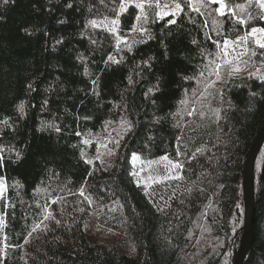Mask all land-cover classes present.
<instances>
[{
  "label": "trees",
  "instance_id": "obj_1",
  "mask_svg": "<svg viewBox=\"0 0 264 264\" xmlns=\"http://www.w3.org/2000/svg\"><path fill=\"white\" fill-rule=\"evenodd\" d=\"M140 2L147 19L137 22ZM120 3L0 0V121L8 119L0 123V264L234 263L245 222L244 170L264 126V82L248 76L264 73V49L251 36L239 38L264 28L262 10L255 0H224V15L212 0H131L120 13ZM177 3L178 14L157 16ZM134 23L146 31L131 32ZM225 40L238 45L232 63L241 71H225L208 86ZM109 55L120 62L105 63ZM41 121L61 131L41 129ZM110 134L111 161L85 163L81 150L86 159L96 153L89 138ZM135 154L182 167L145 185ZM253 174L254 237L244 264H264V144ZM48 212L55 219L45 220ZM97 218L102 238L91 233Z\"/></svg>",
  "mask_w": 264,
  "mask_h": 264
},
{
  "label": "snow or ice",
  "instance_id": "obj_2",
  "mask_svg": "<svg viewBox=\"0 0 264 264\" xmlns=\"http://www.w3.org/2000/svg\"><path fill=\"white\" fill-rule=\"evenodd\" d=\"M13 2H14V0H13ZM130 2H131V0H121V3H120V5H119V12H120V13L125 12V11L127 10V8H126V4H127V3H130ZM212 2H213V3H218V4L220 5V7L216 9V11H217L220 15H224V14H225L224 9L227 7V5L224 3V0H212ZM247 2H248V4H252V3H253V0H247ZM2 3H3V4H8V3H9V0H2ZM255 3H256V4L259 6V8L262 10V14H261L260 18H261V19H264V0H255ZM70 6H71V5H69V7H70ZM135 7L141 10V14H140V15H137V16L135 17L136 21L139 22V21H141L142 19H143V20H146L147 17L143 15L144 4H143L142 2H140V3H136V4H135ZM165 7H167V6H165ZM235 7L243 9V8H244V5H242V4H238V5H236ZM175 8H176L177 11L182 10V9H181V5H180L179 3H177V4L175 5ZM197 11H199V9H197ZM229 11H232V10L229 9ZM165 14H168V13H163V14H161V13H157V16H159L160 18H163V15H165ZM172 14L174 15V13H172ZM118 15H119V14H118ZM233 15H235L234 12H233ZM89 23H90L92 26H94V27L97 26L95 20L89 21ZM119 23H120V21H119L118 18H117V19H113V20L111 21V24L113 25V27H111V28L109 29V31H110L111 33H113V34H116V33H117V27H116V26H118ZM170 23H175V20L170 21ZM238 23H240V24H244V23H246V21L243 20V19H240V20H238ZM25 31H27V30H25ZM130 31H131V32H141V33H142V32H144V31H146V30L143 28L142 24L138 27V25H137L136 23H134V24L132 25ZM258 33L260 34L259 36H257ZM248 36H255V37H256V39H255V43H256V45H257L259 48L264 49V28H255V27H253L249 33H247V34H246L245 36H243V37H240L239 39H240L241 41H245V42H246ZM116 38H117V44H119V43L123 40V38L120 37V36H118V35H117ZM56 43H57V44H60V43H62V40H57ZM93 43H95V41H93ZM124 43H125V47H128L129 50H130V45H128L126 41H124ZM192 43H193V44H196L197 42H196L195 40H193ZM233 43H235V42H234V41L230 42V41H227V40L224 41V48L221 49V51L223 52V54H224L225 57H227V55H228L226 49H227L231 44H233ZM252 55H256V53L253 52ZM262 55H264V53H262ZM78 59H84V57L81 55V56H78ZM109 62H111V63H119L120 61L117 60L115 56L109 55L108 58H107V60L105 61V63H109ZM143 63H144L146 66H149V67H150V64H149L148 61H144ZM213 63H215V62H213ZM242 63L247 64L248 62H247V61H242ZM262 63H264V61H262ZM225 71H227V74H228L229 76H234L236 73H238L239 71H241V69L239 68V66L234 65V64L232 63V61H230V60H228V59H226V58L224 59L223 63H215V67H214V69H213V75L216 77V79L213 80V81H211V82L209 83L208 86H214L215 83H216L217 81L222 80V79H223V75H222V73L225 72ZM85 72H87V69H85ZM201 75H203V73H201ZM248 76H249V77H255V78H258L260 81L264 82V73H262L261 70H260L259 68L256 69V72H249V73H248ZM184 79H190V78H189V77H184ZM128 82H129V84H131V83L133 82L131 77L128 78ZM96 83H97L96 80H93V81H92V84H93V85H96ZM28 88H29V90H31V91H35V89L32 87L31 84L28 85ZM158 90H159V83H157V85H154L153 87H150V88L148 89L147 93H145V95L147 96L148 94H154V92H155V91H158ZM96 94L98 95V93H96ZM249 95H250V97H257V96H259V93L251 92V91H250V92H249ZM261 98L264 99V97H261ZM47 103H48L47 100H44V101H43V105H47ZM153 103H154V102H153ZM17 109H18L19 113L21 114V116L25 115V102H24V101H21V102L17 105ZM249 110H251V107H250ZM189 115H191V113H189ZM0 123H3V124H5V125H7V124H8V119L5 118L3 121H0ZM129 127H130V125H129ZM45 128H52V129H53L54 131H56V132H60V131H61V129H60V127H59L58 125L53 124V123H48V122H45V121H41V129H45ZM76 135L79 136V135H81V133L77 132ZM82 143H84V144H88L89 141H88V140H83ZM3 151H4V148H3L2 146H0V166H2V164H3V159H4V157H3V155H2ZM80 155H81V158L84 159V162H85V163H87V164H91V163H92L91 160H88V159L85 158V154H84L83 150H81ZM16 157H17V160H19V159L21 158V154L17 152V153H16ZM133 159H134V160H135V159H138V157L135 156V155H133ZM162 159L167 160L168 158H167V157H163ZM173 167H175V168H180V167H182V166H181L179 163H175V164H173ZM4 187H5V181H4V178H3V177H0V193L3 192ZM79 195H80V196H84L85 199L88 200L89 203H91V200H90L87 196H85V192H84V189H83V188L79 189ZM53 203H56V201H53ZM44 219H45V220H48V219H55V217L52 216L51 212H48V213L45 215ZM55 223H56L57 225H59V224L61 223V221H60V220H55ZM3 224H4V219H3L2 216H0V226H2ZM41 224H43V221H41ZM39 227H40V225H36V226H34L33 229H32V231L29 232L28 235L31 236V235H32V232H35L36 229L39 228ZM46 227H47V225H45V228H46Z\"/></svg>",
  "mask_w": 264,
  "mask_h": 264
},
{
  "label": "rangeland",
  "instance_id": "obj_3",
  "mask_svg": "<svg viewBox=\"0 0 264 264\" xmlns=\"http://www.w3.org/2000/svg\"><path fill=\"white\" fill-rule=\"evenodd\" d=\"M160 13L161 14L168 13L163 16H171L173 15L172 13H174V15L178 14V11L177 10L172 11L161 8ZM259 35L260 34L258 33L257 36ZM251 37H253L254 40L256 39L255 36H251ZM237 46L238 45L236 43L230 45L226 50L228 55L227 57L223 56L224 59L226 58L230 61H233L235 55L239 52L236 48ZM89 139L91 140V143H93L94 146L96 147V153L91 157H87V159L91 161L98 160L103 163L104 162L107 163L111 161L112 153L110 152V148H109V142L111 141V134L107 138H103V139L94 138V137ZM135 156H137L138 159L135 160L132 159V162L134 165L136 177L139 182H143L145 185H149L153 181L158 180L164 177L165 175H167L173 168V164H175L168 157H167L168 159L165 160L162 159L163 157L162 158L160 157L161 159L160 158L145 159L136 154ZM4 191H5V187L3 192ZM0 216H2L1 211H0ZM91 233L94 237H99V238H102V236L105 234L104 225L98 218L93 229L91 230Z\"/></svg>",
  "mask_w": 264,
  "mask_h": 264
},
{
  "label": "water",
  "instance_id": "obj_4",
  "mask_svg": "<svg viewBox=\"0 0 264 264\" xmlns=\"http://www.w3.org/2000/svg\"><path fill=\"white\" fill-rule=\"evenodd\" d=\"M264 144V126L259 132L251 148L244 170V195H245V222L243 238L233 264H244L252 248L254 237L255 218V192H254V166L260 150Z\"/></svg>",
  "mask_w": 264,
  "mask_h": 264
}]
</instances>
